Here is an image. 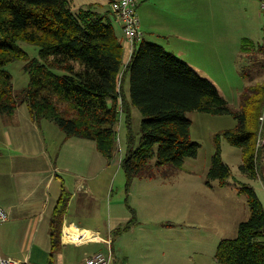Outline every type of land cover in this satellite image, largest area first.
I'll use <instances>...</instances> for the list:
<instances>
[{"label": "trees", "instance_id": "1", "mask_svg": "<svg viewBox=\"0 0 264 264\" xmlns=\"http://www.w3.org/2000/svg\"><path fill=\"white\" fill-rule=\"evenodd\" d=\"M73 7V0H0L1 113L12 115L26 104L33 121H52L65 138L93 141L108 164L115 156L118 124L124 122L120 165L127 184L135 177L153 178L156 168L165 165L179 170L187 157L197 156L200 144L190 138L187 112L231 114L236 124L223 135L243 150L241 172L264 182V144L257 146L259 136L264 137V80L246 86L244 107L233 108L211 80L159 43L137 42L125 64L112 10ZM18 41L38 46L39 57H30ZM259 50L264 54L263 44ZM15 60L24 62L29 75L19 90L5 69ZM132 106L142 114L139 136L133 130ZM230 176L217 141L205 182L224 186ZM61 184L49 217L52 249L59 247L70 198ZM240 192L246 195L249 217L238 224L235 237L220 240L215 256L221 264H264V206L251 185L242 184ZM130 212L114 236L137 223Z\"/></svg>", "mask_w": 264, "mask_h": 264}, {"label": "rangeland", "instance_id": "2", "mask_svg": "<svg viewBox=\"0 0 264 264\" xmlns=\"http://www.w3.org/2000/svg\"><path fill=\"white\" fill-rule=\"evenodd\" d=\"M237 1L227 0V12L234 18L248 17L258 40L264 38L262 17L257 8L254 5L249 8L245 2L236 5ZM73 8H77L75 4ZM244 9L249 12L244 14ZM149 19L140 18L144 25ZM17 44L30 57H39V47L35 44L25 41ZM124 54L126 58V51ZM23 65L24 62L15 60L5 66L12 75L15 90L29 82ZM246 69L242 72L244 79L238 65L224 56L222 64L213 61L212 65L202 66L201 71H197L215 84L233 108H241L244 107L242 92L245 85L264 80V70H260L250 82L252 71ZM124 88L128 94V79ZM132 114L133 130L139 136L142 114L135 106H132ZM187 117L191 120L190 138L200 146L197 156L187 157L179 170H170L165 165L156 168L153 179L135 177L127 184L120 165L125 150V127L124 122H119L116 152L110 164L94 148V152L83 153L82 164L77 165L76 170H61L63 176L58 174L61 176L58 186L64 182L67 194L75 196L69 198L67 219L78 226L93 229L106 239L111 238V248L118 264H221L215 256L218 243L221 239L235 237L238 224L249 217L246 195L240 192L241 185H251L264 206L263 179H250L241 172L243 150L223 135L224 130L235 126V118L231 114L200 110L187 112ZM63 135L55 122L33 121L26 104L19 105L12 115L0 112V200L15 205V209L10 210L8 222L0 224L4 236L0 242L5 247L6 256L45 264L60 247L59 244L58 248L52 249L47 221L49 206L55 204L54 198L59 196L61 189L56 196L55 182L52 187L46 185L44 174L40 173L61 158L65 149L62 148ZM217 141L223 160L231 168V176L224 186L218 185L217 181L211 185L205 182ZM21 167L23 170L19 171ZM11 174L23 184L21 193L14 190L18 183L9 177ZM38 184L43 185L36 188ZM86 187L87 193L84 194ZM31 188H34V196H31ZM24 199L35 202L28 213L17 211ZM119 207L123 214H111L112 208ZM130 208L140 222L134 229H127L114 237L110 230L118 222L114 224L113 218H121L122 224L127 222L132 215ZM74 244L87 252L108 249L106 243L95 241ZM67 246L72 248L74 245L70 242Z\"/></svg>", "mask_w": 264, "mask_h": 264}, {"label": "crops", "instance_id": "3", "mask_svg": "<svg viewBox=\"0 0 264 264\" xmlns=\"http://www.w3.org/2000/svg\"><path fill=\"white\" fill-rule=\"evenodd\" d=\"M76 1L77 0H73L76 7L92 6L99 11L111 9V0ZM241 2H245V4L249 6V8L254 5L257 8L259 16L262 17L259 5L260 0H239L236 2V5L238 3L241 4ZM227 4V0H137V13L139 18H142V20H144V18H150L149 23L145 25L140 20L141 29L144 33L143 39L161 44L167 51L185 60L192 68L194 67L193 69H195L196 71H201L202 66L212 65L213 61L220 62V64H222L223 58L225 56V59L231 60L234 65H238L240 75L241 77H244V79L245 76L242 72L243 70H247L246 67H248L252 71V75H250L249 77V79L251 80L250 82H252V79L253 77L255 78L257 72L262 70V64L264 63V60H262L264 54L259 50L260 45H264V38L258 40V36L256 32L253 31L254 27L250 23L248 17L234 18L231 13L227 12ZM243 5L244 4H242V6ZM243 12L244 14H247L249 11L244 9ZM261 20L264 28L263 19L261 18ZM114 21L115 24H119V27H116L118 29L119 35L121 36V38H123L124 53L126 51V58L124 62L126 64L131 56V43L125 37L121 23L116 18H114ZM249 26L251 27L249 28ZM147 34L148 37L146 36ZM243 42L244 45L245 43L247 44V46H244V51L242 49ZM256 82L258 81L248 83L245 85V87L253 85ZM63 147L65 149L63 150L61 158L59 160H56V162L59 161V164L55 162V164L49 165L50 167L47 165L48 170H43L40 173V175L44 174L46 185L49 184L52 187L53 183L55 182L56 196H58L59 188L61 189V184L60 187L58 186V183L60 181L59 179H61L60 177L63 176L60 171L64 170L66 172H70V170H74V168L76 170V166L82 164L83 153L87 151L94 152L95 143L91 140L78 137L65 138V135H63L62 148ZM59 153H61V150ZM21 170H23L22 167L19 169V171ZM58 174L61 176H58ZM9 177L12 178L13 181H17L18 186H15L14 190H17L19 193H21L23 184L19 183L15 175L11 174ZM64 180L66 182L65 178ZM42 185L43 184H38L36 188H38V186L42 187ZM80 187L81 186H79V188ZM33 190L34 188H31L30 192H32ZM86 193L87 187L84 189V194ZM34 195L35 194L32 192L31 196ZM58 197L54 198V200L57 201ZM74 197V194L71 193L70 199H74ZM23 201L24 203H21L22 206L17 211L28 213L29 208L35 206V202L33 200L27 202L26 199H24ZM0 205L7 210L9 220V217L11 215L10 210L15 209V205L11 204V201H8V203H6V201L3 199L0 200ZM53 206L54 205L49 206V216L51 215ZM111 214H113L114 216L123 214L122 208H112ZM8 220L5 221V223L8 222ZM68 220L69 219H67V215L65 213L62 230L65 228H69L75 231L88 230L90 232H95L91 228L78 226L74 223V221ZM113 220L114 224L118 222L117 225L113 226L110 230L113 231L114 235L115 230L122 226L124 223H121V218H113ZM138 221L139 220H137V223ZM136 224L132 225L130 228H135L137 226ZM48 226L49 218L47 221V229ZM140 227L142 231L141 233L143 244V224ZM2 231L3 230H0V239L4 238V236L1 235ZM120 234H118L117 236H119ZM65 239H63L61 234L60 247L56 251L55 255H52L45 264H84L85 260L89 256L93 255L97 251H100L96 250L87 252L80 250L78 248L79 246H76V244H74L77 242H72L74 246L72 248H69L67 245L70 242ZM95 242L99 243V241ZM0 252L3 255L4 253L6 254L5 247L1 242ZM115 263L118 264V261L116 259Z\"/></svg>", "mask_w": 264, "mask_h": 264}, {"label": "built area", "instance_id": "4", "mask_svg": "<svg viewBox=\"0 0 264 264\" xmlns=\"http://www.w3.org/2000/svg\"><path fill=\"white\" fill-rule=\"evenodd\" d=\"M110 8L115 18L121 23L125 37L131 43L130 55L132 54L136 43L143 39V31L141 29L140 18L137 13V0H111ZM260 11L264 24V0H260ZM264 144V137L258 138L257 146ZM8 220L7 210L0 205V223ZM76 236H75V234ZM63 239L69 242L82 243L86 241H99L108 245L106 251L100 250L89 256L84 264H116L115 257L111 248V238H104L98 232H90L88 230H71L65 228L62 230ZM0 264H41L32 263L25 260L13 258L3 255L0 252Z\"/></svg>", "mask_w": 264, "mask_h": 264}, {"label": "bare ground", "instance_id": "5", "mask_svg": "<svg viewBox=\"0 0 264 264\" xmlns=\"http://www.w3.org/2000/svg\"><path fill=\"white\" fill-rule=\"evenodd\" d=\"M75 236H76V234H75Z\"/></svg>", "mask_w": 264, "mask_h": 264}]
</instances>
